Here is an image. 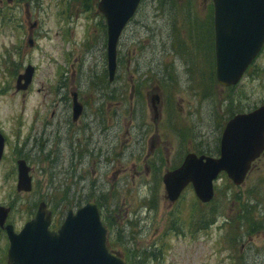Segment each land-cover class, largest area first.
<instances>
[{
  "label": "rangeland",
  "instance_id": "374dc122",
  "mask_svg": "<svg viewBox=\"0 0 264 264\" xmlns=\"http://www.w3.org/2000/svg\"><path fill=\"white\" fill-rule=\"evenodd\" d=\"M102 2L0 0L3 226L18 233L41 203L58 226L94 199L124 261L130 251L133 264H264V154L241 186L221 177L207 204L192 188L171 204L163 184L190 153L218 157L226 123L264 105V52L221 86L211 0H141L111 76ZM73 92L84 108L75 123ZM21 161L30 190L17 186ZM8 247L0 227V264Z\"/></svg>",
  "mask_w": 264,
  "mask_h": 264
},
{
  "label": "water",
  "instance_id": "95a60500",
  "mask_svg": "<svg viewBox=\"0 0 264 264\" xmlns=\"http://www.w3.org/2000/svg\"><path fill=\"white\" fill-rule=\"evenodd\" d=\"M139 0H103L99 6L107 20L108 58L110 69L115 70V46L117 38ZM215 11V56L217 81L224 86L235 84L246 68L247 55L258 51L264 39V0H212ZM228 7L234 8L237 15L234 28L226 30ZM239 24L244 26L239 27ZM260 33L256 40L247 45L252 33ZM256 44V48L252 46ZM237 74L234 78L232 72ZM28 72V71H27ZM31 72L25 76L30 82ZM29 77V78H28ZM73 119L81 113L76 94H73ZM263 114L262 112H260ZM256 113L237 117L229 122L220 141V156L217 159L189 155L182 166L163 177L168 200L174 202L181 191L190 183L197 198L202 203L213 197L212 182L219 173L225 172L234 185H240L250 164L264 150V115L262 122L255 121ZM2 145L0 143V151ZM28 179L25 183L28 184ZM5 216L0 217V226ZM47 220V221H46ZM50 221L45 205L40 204L37 217L28 223L20 234H15L11 226L6 227L9 248L7 264H124L116 255L108 253L105 246V229L99 219L94 203L78 208L76 213L69 211L65 221L57 231H47ZM35 223L42 225L36 226ZM28 234L24 236L25 232Z\"/></svg>",
  "mask_w": 264,
  "mask_h": 264
},
{
  "label": "flooded vegetation",
  "instance_id": "af4514ba",
  "mask_svg": "<svg viewBox=\"0 0 264 264\" xmlns=\"http://www.w3.org/2000/svg\"><path fill=\"white\" fill-rule=\"evenodd\" d=\"M78 141H79V140H78ZM81 142H82V140L80 139V142H79V144H78V146H77V147H79V146H80Z\"/></svg>",
  "mask_w": 264,
  "mask_h": 264
},
{
  "label": "trees",
  "instance_id": "16d2710c",
  "mask_svg": "<svg viewBox=\"0 0 264 264\" xmlns=\"http://www.w3.org/2000/svg\"><path fill=\"white\" fill-rule=\"evenodd\" d=\"M211 28H212V22H211ZM95 202L97 203V200H95Z\"/></svg>",
  "mask_w": 264,
  "mask_h": 264
}]
</instances>
